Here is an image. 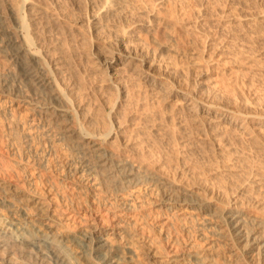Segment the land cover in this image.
I'll return each instance as SVG.
<instances>
[{
  "label": "rangeland",
  "instance_id": "1",
  "mask_svg": "<svg viewBox=\"0 0 264 264\" xmlns=\"http://www.w3.org/2000/svg\"><path fill=\"white\" fill-rule=\"evenodd\" d=\"M37 1L40 3V13L37 18H31V31L36 46L48 55V59H45L47 65L54 68L56 76L70 94L73 106L70 112L77 113L81 123L96 131L103 130L108 122L120 123L119 130L123 136L115 143H103L105 150L146 164L152 173H160L186 188L188 193L201 191L196 187L199 183L207 189L208 197L213 196L209 201L215 205L223 206L226 196H229V200L237 198L248 216L264 218V193L256 195L252 190L249 194L252 200L246 201L237 196V191L234 192L236 179L225 180L227 175L224 173L232 166L233 160H230L231 156L225 157L224 154L229 153L231 147L219 144L218 132L191 124L189 113L182 109L177 97L163 93L159 88L146 87L145 79L139 81L130 71L120 77L121 80L127 79L125 84L120 81L125 85L123 88L127 94L121 99L101 73L104 65L96 57H99L98 47L102 44L84 32L83 27L79 26L81 22L72 19V16L80 14L76 2L59 0L58 7L53 0ZM81 1L83 10L88 11L89 5L85 6L86 1ZM142 1L149 6L154 2ZM235 1L164 0L160 7H153L157 16L151 34L154 39L145 32H140L139 38L155 71L177 70L178 83L187 82L196 89L199 97L215 101L219 99L222 105L248 115L243 123L250 126L249 134L248 130L245 132L236 128L242 131V139L248 141V149L244 148L248 162H238V166H232L230 170L240 175L248 171L264 178V126L258 122L259 114H264V45L260 43L262 47L259 49L256 32L251 31L248 38H253L249 44H245L249 47L232 46L230 37L233 33L228 34L240 11L264 9V0ZM13 2L3 0L1 7L11 26L15 24L9 17ZM142 3L137 6L143 7ZM28 12L25 6V18ZM45 24L50 26L49 31ZM57 35L63 42L61 48L53 45ZM157 41L169 47L167 53L157 51ZM50 56L60 57L61 64L56 66L49 59ZM14 72L10 60L0 53V75L7 76ZM25 87L22 82L13 80L9 93L0 90V178L17 183L26 190L34 188L43 198L50 199L53 206L67 214L68 226L72 229L85 228V221L94 220L96 224L106 226V223L122 219L124 223L132 225V229L142 233L146 240L152 239V246L158 249L162 257L179 254L188 243L203 242L200 236L196 237L197 233L192 228L202 220L199 212L184 205L166 210L158 208L155 200L157 190L148 184L133 188L137 200L145 201L138 211H118L113 217L105 212L102 202L113 201L117 197L113 192L94 185L91 180L71 177V149L58 142L56 131L50 125H43L45 121L30 109L28 102L37 98ZM15 94L24 96V101L14 97ZM222 123L225 130L233 127L228 122ZM235 133L230 135L235 137ZM252 138L261 142L262 157L249 148ZM196 147L202 151V155L194 150ZM35 159L41 161L42 165L46 163L47 168H41L33 161ZM122 196L124 198L126 195H119L118 198L122 200ZM27 249L20 252L25 254ZM222 259L216 256V261L223 263ZM143 262L147 264L145 260Z\"/></svg>",
  "mask_w": 264,
  "mask_h": 264
},
{
  "label": "bare ground",
  "instance_id": "2",
  "mask_svg": "<svg viewBox=\"0 0 264 264\" xmlns=\"http://www.w3.org/2000/svg\"><path fill=\"white\" fill-rule=\"evenodd\" d=\"M53 1L60 7L59 0ZM74 1L80 14L72 16V19L81 22L79 26L83 27L84 32L102 44L98 47L99 57H96L104 65L101 73L121 99L127 95L123 88L127 79L121 80L120 77L130 71L139 81L145 79L146 87L159 88V91L177 97L182 109L189 113L191 124L218 132L219 144L231 147V151L224 155L231 156L233 167L238 166V162H248V155L244 154L248 141L242 139V131L236 130H248L249 134L250 126L243 123L248 115L222 105L219 99L215 101L199 97L196 89L187 82L178 83L177 70L157 72L153 62L147 59L139 35L140 32L152 34L157 22L153 7H160L164 0H152L154 2L150 6L142 3V0H85L84 5H89L86 12L81 0ZM2 2L0 0V53L10 60L15 72L0 75V90L9 93L11 81L17 80L36 96V101L28 102L30 109L45 121L43 125H50L56 131L58 142L71 149V177L91 180L102 190L113 192L116 199L102 202L105 212H109L111 217L118 211H138L145 201L137 200L133 188L148 184L157 190L155 200L158 208L166 210L184 205L199 212L202 220L192 228L197 233L196 237L200 236L203 242L188 243L179 254L162 257L158 249L152 246V239L146 240L142 233L132 229V225L124 223L122 219L106 223V226L96 224L94 220L85 221V228L72 229L68 226L67 214L53 206L50 199L43 198L34 188L26 190L17 183L0 178V264H145L143 260L147 264H264V218L248 216L237 198L229 200V196H226L223 206L215 205L209 201L213 196L208 197L207 189L199 183L196 187L201 191L188 193L186 188L160 173H152L146 164L105 150L103 143H115L123 136L119 130L120 123L111 121L103 130L96 131L81 123L77 113L70 112L73 109L70 94L56 76L54 68L47 65L45 59H48V55L36 46L31 31L30 20L40 13V3L37 0H14L9 17L15 24L11 26L2 13ZM139 3L144 6H137ZM25 6L29 10L26 18L23 15ZM237 15L239 17L235 19ZM237 15L230 31L229 26L226 29L228 34L233 33L229 35L232 46L249 47L245 44H249L253 38H248L251 31L256 32V42L264 45V9L240 11ZM44 27L49 31L48 24ZM151 39L154 36L151 35ZM54 40V47L63 46L58 35ZM156 49L164 54L169 47L157 41ZM243 50L246 52L245 48ZM49 59L56 66L61 64L60 57L50 56ZM18 95L14 97L24 101L25 97ZM258 118V122L264 126V114H259ZM222 122H228L232 129L225 130ZM233 132L235 137L230 135ZM249 146L262 157L263 148L258 139L252 138ZM194 150L202 155L199 148ZM33 161L41 168L46 166L39 160ZM232 166L224 174L227 175L225 180L236 179L234 192L237 191V196L250 201L252 190L256 195H263L264 178L248 171L236 174L230 170ZM119 195H126V198L122 196L120 200ZM26 248L27 253L20 252ZM216 256L223 258V263L216 261ZM18 257L20 260H17Z\"/></svg>",
  "mask_w": 264,
  "mask_h": 264
}]
</instances>
